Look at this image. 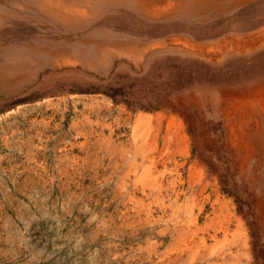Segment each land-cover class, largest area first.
<instances>
[{
    "label": "rangeland",
    "instance_id": "1",
    "mask_svg": "<svg viewBox=\"0 0 264 264\" xmlns=\"http://www.w3.org/2000/svg\"><path fill=\"white\" fill-rule=\"evenodd\" d=\"M0 264H264V0H0Z\"/></svg>",
    "mask_w": 264,
    "mask_h": 264
}]
</instances>
